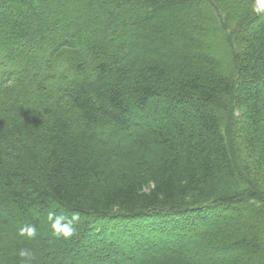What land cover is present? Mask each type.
I'll use <instances>...</instances> for the list:
<instances>
[{"label":"trees","instance_id":"1","mask_svg":"<svg viewBox=\"0 0 264 264\" xmlns=\"http://www.w3.org/2000/svg\"><path fill=\"white\" fill-rule=\"evenodd\" d=\"M253 3L0 0V264H264Z\"/></svg>","mask_w":264,"mask_h":264},{"label":"clouds","instance_id":"2","mask_svg":"<svg viewBox=\"0 0 264 264\" xmlns=\"http://www.w3.org/2000/svg\"><path fill=\"white\" fill-rule=\"evenodd\" d=\"M252 10L257 14L264 13V0H254ZM47 219L54 235L65 240H70L76 235L77 223L79 221L78 213L68 216L53 212L48 214ZM18 234L21 237L34 239L37 234V227L35 225H22L19 228ZM19 256L25 261V264H32L33 254L29 249H21Z\"/></svg>","mask_w":264,"mask_h":264},{"label":"rangeland","instance_id":"3","mask_svg":"<svg viewBox=\"0 0 264 264\" xmlns=\"http://www.w3.org/2000/svg\"><path fill=\"white\" fill-rule=\"evenodd\" d=\"M51 10L54 11L55 7L51 6ZM66 11L71 17V14L69 13V11L67 9H66ZM263 90H264V88H262V91ZM260 177L264 178V176H260ZM200 247H202V243L201 242H190V243H187V248H188L189 255L192 256V257L196 256V250L199 249ZM203 258L204 257H199L198 260H202Z\"/></svg>","mask_w":264,"mask_h":264}]
</instances>
